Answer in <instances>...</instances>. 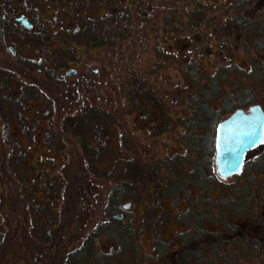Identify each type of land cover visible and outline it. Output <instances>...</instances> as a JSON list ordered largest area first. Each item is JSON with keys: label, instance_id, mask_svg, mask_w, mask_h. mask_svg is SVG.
Masks as SVG:
<instances>
[{"label": "rangeland", "instance_id": "374dc122", "mask_svg": "<svg viewBox=\"0 0 264 264\" xmlns=\"http://www.w3.org/2000/svg\"><path fill=\"white\" fill-rule=\"evenodd\" d=\"M86 1L79 10L82 19H78V12L66 6V0H28L26 4L0 0V264H157L166 247L163 241L171 247L177 238L181 241V231L188 228L183 220L190 211L185 199L190 194L192 201L198 202L196 196L202 190L195 181L200 177H186L185 173L189 175L191 171L179 170V185L177 181L167 184H175L170 195L161 192L160 181L148 183L146 188L139 182L142 177L134 180L138 191L133 192L132 199L122 198V205L131 204L130 213L120 210L131 216L123 222L130 232L123 233L125 227L114 231L124 248L120 253L114 252L118 246L108 238L96 236L107 221L110 193L119 179L139 176V171H159L165 175V157L182 154L191 159L178 143L185 133L180 121L189 116L187 98L193 93L186 75L187 62L194 61L200 78H204L218 66L231 60L241 65L247 58L241 38L215 34L219 22L226 18L222 5L208 10L193 27L187 23L183 10L194 0H140L138 6L133 2L128 7L130 11L126 10L128 36L115 37L95 47L87 41L98 30L107 32L114 27L119 8L128 3ZM55 12L65 14V21L56 23L51 19ZM40 14L48 19L42 22ZM18 17H25L33 28L26 30L20 26L15 21ZM263 17L264 9L254 14V18ZM44 25L48 34L41 36L42 43H30L31 33L42 30ZM78 26L87 34L86 42L79 47L74 35L83 31H78ZM65 46L75 50L73 58L65 56ZM41 58L47 68H64L50 80L33 63H28ZM65 58L72 59L69 66L65 60L70 59ZM253 59L264 62L258 57ZM72 71L76 73L73 76L69 75ZM134 77L144 78L163 102L169 120L166 132L153 135L152 129L148 131V126L162 125L153 110L139 108L130 115L124 109V94ZM258 97L252 104L264 111V93ZM97 109L106 114L105 120L92 116V110ZM81 113H85L84 125L90 123V127L82 128L80 135L78 130H72L70 120ZM147 113L150 119L144 124L140 118ZM249 154V159H253L258 152ZM128 158H135L142 165L127 168L122 161ZM185 166L193 170V162L186 161ZM211 169L206 166V174L217 179L213 162ZM185 180L190 181L187 188ZM252 181L257 185L250 192L252 198L247 197L249 203L243 202L247 192L236 183V178L224 183L222 192L204 189V194L209 211L217 218L226 217L218 206L227 212L229 201L238 202L229 210L239 209L242 215L230 219L232 225L238 222L240 229L232 235L239 237L243 230L250 245L257 239L264 248V230L254 223L264 215L260 206L264 171L255 173L244 186H251ZM218 228L208 223L210 231ZM134 244L140 253L137 258L131 249ZM247 249L242 253L236 245L228 247L229 254L241 258L233 264H263V254L251 246ZM114 253H119V258ZM174 256L163 254L162 262L176 263Z\"/></svg>", "mask_w": 264, "mask_h": 264}, {"label": "trees", "instance_id": "16d2710c", "mask_svg": "<svg viewBox=\"0 0 264 264\" xmlns=\"http://www.w3.org/2000/svg\"><path fill=\"white\" fill-rule=\"evenodd\" d=\"M16 1L26 4L28 0ZM125 1H127L128 5H125V3L119 8L118 15H116L113 19L114 27L108 29L107 32L102 29L98 30L97 34L92 36L90 41H87L89 46L91 44H95V47H98L106 42L113 41V38L115 37L124 39L128 36L126 34V32L128 33L129 31V21L127 18V14L129 13L127 12L130 11V8L128 7L130 3L133 2H135L134 6L140 5V0ZM86 2V0H66L64 3L66 6H72L74 10L76 9L78 12L76 13L77 18L82 19L79 14V10L84 8ZM218 5H222V9H224L223 16L226 18L219 22V28L217 27L218 29L215 30V34L241 38V48L247 58L243 59L241 65L234 63L231 60L226 65L218 66L212 74L204 78H200V69L194 65V61L187 62L188 68L186 75L190 80L189 83H191L193 93L189 94L187 98L189 116L181 119L180 121L185 133L182 134L178 143L182 146V148L189 152L191 159H188V157L182 154L177 155L175 158L165 157L166 161L163 166L168 169V173L165 175L161 174L159 171H139V176H130L131 179L128 178V176L126 178L123 177V179H119V182L110 193V201L108 202L106 215H110L113 211L117 210L119 205L123 202L122 198H133V192L136 193V191H138L137 187H135L134 180L137 181V179L141 177L142 181L140 180L139 182L144 183L143 185L146 186V188H148V183L158 184V181H160L161 183L158 186H161V192L164 193V195H170L171 192H173L175 184L172 186L168 185L167 187L168 182L170 184L177 181L176 184L178 186L180 183L179 180L181 179L180 177L178 180L179 170L191 171L189 175L188 173H185V176L192 177L195 175L196 178L200 177V179L195 181V184L198 183L202 190V192L196 196L198 202L193 203L198 204L196 205L197 210H201L202 212L204 210L205 213L207 211L206 206H208V203L206 201L207 195L204 194V189H214L216 192H222L221 188L222 186H225L224 183L211 176H209V179L207 178V181L202 171L206 170V166H209V171H213L211 169V164L212 162L214 163L215 159L216 129L222 122L224 116L230 113L232 114L236 110L253 106L252 103L259 100L258 96H261V93H264V62H256L253 59L255 57L264 59V17L254 18V14L256 12L264 9V0H194L183 10V14L186 17L187 23H191L194 27V25L201 22V19H203L204 14L208 10L212 11L217 8ZM54 15L55 16H52L51 19H53L56 23H58L59 20L62 21L63 19L65 21V18L67 17L65 14L59 15L57 12H55ZM106 15L108 16L109 14ZM40 17L42 18L41 14ZM170 17L173 16L170 15ZM47 19L48 18H42L41 20L42 22H45ZM178 25L179 24L175 26L178 27ZM46 28L47 25H44L42 30L31 33L32 38L29 39L30 43L41 44V36L45 38L44 36H47L48 34ZM74 30H68V32L74 33ZM77 30L83 31L82 33L80 32L74 35L75 42L79 47L86 42L84 36L87 34L84 33L85 30H83L81 26H78ZM55 33H57V31ZM74 52L75 50L69 46H65V48H63V53H66L65 56L73 58ZM62 56L64 57V55ZM71 58H65L67 60L70 59L69 61L65 60L66 66H69V63L72 62ZM30 62L33 63L31 65L36 67L38 72L44 74L46 78L50 80L54 79L62 68H64L63 65H58L54 69L47 68L44 58H41L40 61H28V63ZM127 89V94H124V106L126 107L124 109H128L130 115L134 114L135 111H139V108L143 111L147 110L149 112L153 110V112L157 115V122L162 125H159V127H157L158 125L148 126V131L152 129L154 132L153 135L158 133L160 135L166 132L169 120L164 112L163 102L157 99V93L149 87L145 79L142 77L132 78L128 82ZM146 102L147 104H145ZM143 104H145V106ZM84 114L85 113H81L78 115L79 117L70 120L72 130H78L80 135L83 132L82 128L87 130L90 127V123L84 125ZM91 114L95 119H99V121L107 118L106 114L98 109L92 110ZM149 119V113L140 118L144 124ZM81 125H83V127H81ZM154 127L156 129H153ZM120 140H122V138H120ZM254 151L258 152V155L253 159H249L248 153L251 154ZM248 153L245 156L241 174L238 177H235L236 183L238 182L239 186L242 185L243 189H246L247 195L244 197L246 200L244 201L243 198V202L247 203H249V198L247 197L252 198L250 195L252 187L257 184L253 183V180L251 186L248 185L245 187L244 185L246 184L245 182L249 181L255 173L259 174L261 171H264V144L249 151ZM183 157H186L187 159H184ZM186 161L193 162V170L186 168ZM122 164L126 165L127 168L142 165L141 163H137L135 158L125 159L122 161ZM194 166H196L195 171ZM173 169L174 171H172ZM243 180L244 182H242ZM189 183V180H185L184 187L187 188V186H190ZM213 184L216 186L214 187ZM227 186L230 187V184ZM167 189L168 191L166 192ZM192 197L193 196L188 194L187 199H185L190 207L193 205L191 202ZM228 203L231 204V206L234 205V203L235 206H238V202H234L232 204V202L229 201ZM260 206L264 212V195ZM230 207L228 211L232 210ZM218 208L222 213L226 214V217L217 218L218 216L210 212L209 223L220 227L218 228L219 230L210 231L208 234L209 236L205 237L202 224L199 226V223H203V220H200L198 225L196 224L197 226L194 230L190 233H183L180 235L181 241L179 243L180 248L182 247L178 254V257L180 258L179 261H181L180 264H223V262L226 264H233L241 258L228 253V247L230 245H236L237 249H239L242 253L248 250L247 247L251 246L252 250L257 251L258 253L260 252L264 256L262 241L254 239L251 242L252 245H250L248 237L244 236L242 233L243 230H241V236L239 237L234 234V236L232 235V233H236L237 230L239 232L240 229L238 222L232 225V223H230V219L242 216L240 215L241 211L238 209L237 211L226 212L224 209H220L221 205L220 207L218 206ZM195 216V209H193L192 211H189V216L183 220L185 223L190 221V219L198 220L199 218H196ZM261 217H259V219L254 223L257 226L259 225L260 229L264 230V224L261 221H264V215L262 214ZM85 248L83 249L85 250ZM211 256L212 258L214 257L213 259L215 261L210 259ZM262 262L264 264V258L262 259Z\"/></svg>", "mask_w": 264, "mask_h": 264}, {"label": "water", "instance_id": "95a60500", "mask_svg": "<svg viewBox=\"0 0 264 264\" xmlns=\"http://www.w3.org/2000/svg\"><path fill=\"white\" fill-rule=\"evenodd\" d=\"M15 21L26 30L33 28L25 17ZM75 71L69 75H75ZM264 144V111L253 105L233 112L223 120L215 135V171L219 178L227 180L239 175L246 154Z\"/></svg>", "mask_w": 264, "mask_h": 264}, {"label": "flooded vegetation", "instance_id": "af4514ba", "mask_svg": "<svg viewBox=\"0 0 264 264\" xmlns=\"http://www.w3.org/2000/svg\"><path fill=\"white\" fill-rule=\"evenodd\" d=\"M242 172V171H241ZM241 172L239 173V175L241 174ZM202 173H204V177H205V179L208 181V179H209V174H206V172L205 171H202ZM215 175L217 176V174H216V171H215ZM239 175H237V176H234V177H231V178H235V177H238ZM208 178V179H207ZM231 178H229V179H227V180H223V179H221V178H219L218 176H217V180H219L220 182H222V183H226L227 181H229ZM208 186V185H207ZM207 186H205V187H207ZM204 187V188H205ZM167 200H169V198H166V201ZM171 200V199H170ZM162 201V200H161ZM192 203H193V201H191ZM207 203H209V202H207ZM196 205H198V204H195V203H193V205H192V207H190V206H188V208L190 209V211H192L193 209H195V217L196 218H199L198 220H192V219H190V221H188L187 222V226H188V228H186V230H182L181 232V234H183V233H190L192 230H194V228H196V226L198 225V223H199V221L200 220H203V223H199V226L202 224V229H203V231L205 232V237H207V236H209L208 234L210 233V230L208 229V223L210 222L209 221V215H210V211H209V204H208V206H206V209H207V211H206V213L204 212V210H203V212L201 211V210H197L196 209ZM130 208H131V204L130 203H127V204H123L122 205V203L119 205V207L117 208V210H115V211H113L110 215H107V221H106V223H105V226L104 227H102V230L103 231H101V232H97V235L96 236H100V235H102V236H105L106 238H108L111 242H113L114 244H116L117 246H118V248L114 251V252H121L124 248L123 247H121L120 246V244H119V242L117 241V238H118V232H116V234L117 235H115L114 234V231L116 230V231H119V229H121L122 227H125V228H122V232L123 233H126V232H130V231H128L127 230V223L126 224H124L123 222H124V220L126 219V217H128V219L130 220V218H131V216H127V215H124L123 213H121L120 212V210L122 209L123 210V212H125V213H130L129 212V210H130ZM115 213V214H114ZM201 213V214H200ZM198 214H199V216H198ZM151 219H153V218H151ZM194 219V218H193ZM146 220V219H145ZM145 220H144V222H145ZM179 223H175V226L176 227H179V225H178ZM197 224V225H196ZM123 225H126V226H123ZM174 227V226H173ZM146 228V227H145ZM184 228V227H183ZM143 234V233H142ZM126 235V234H125ZM177 241H176V244H172V246L171 247H167V244L169 245V242L168 241H163V243L165 244V246L166 247H164L165 249H164V251L162 250V257H163V254H173V255H175L174 256V258L176 259V260H174L176 263H167V261L165 260V262H166V264H180L179 263V260H178V254H179V250L182 248H180V243H179V239L177 238L176 239ZM130 244H128V246H129ZM175 245H177V248H175L174 250H173V248H174V246ZM134 246L135 247H133V248H131L134 252H133V255H134V257L136 256V258L137 257H139L140 255V253H138L139 252V249L138 248H136V245L134 244ZM162 246H163V244H162ZM114 249V248H113ZM130 248H129V250H131ZM127 250V249H126ZM164 252V253H163ZM86 253V252H85ZM119 253H114V255L116 256V257H118L119 258ZM128 255V254H127ZM130 255V254H129ZM105 256V255H104ZM131 256V255H130ZM162 257H160L159 258V260H158V262H157V264H164L162 261H163V259H162ZM85 258H86V256H85ZM136 263V261L134 262V264ZM131 264V263H130Z\"/></svg>", "mask_w": 264, "mask_h": 264}]
</instances>
